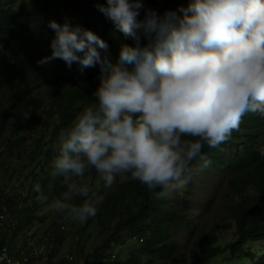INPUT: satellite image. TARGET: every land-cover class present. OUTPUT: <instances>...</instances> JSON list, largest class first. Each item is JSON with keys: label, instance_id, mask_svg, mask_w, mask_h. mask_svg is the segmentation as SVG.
Returning a JSON list of instances; mask_svg holds the SVG:
<instances>
[{"label": "clouds", "instance_id": "obj_1", "mask_svg": "<svg viewBox=\"0 0 264 264\" xmlns=\"http://www.w3.org/2000/svg\"><path fill=\"white\" fill-rule=\"evenodd\" d=\"M96 8L135 42L121 46L117 63L111 62L108 43L96 33L54 20L48 25L55 32L51 44L46 31L48 54L43 49L36 60L40 67H55L54 74L40 76L47 83L54 82L57 65L79 76L99 66L96 102L60 131L59 155L50 172L53 180L62 178L67 186L50 208L80 224L95 218L103 202L84 183L91 169L102 176L106 188L118 176L130 174L147 187L152 198L161 199L184 188L198 163L199 174L202 167H211L203 154L205 144L217 148L227 142L249 112L264 117V0H189L187 8L179 9L182 16L166 12L163 18L146 9L145 0H106ZM142 11L145 16L140 20ZM74 63L80 73L72 71ZM219 151L221 164L215 170L236 175L227 169L234 163L236 148ZM191 189L190 180L185 199ZM33 190L39 194L38 202L48 201L40 184ZM247 192L255 194L251 189ZM76 197L84 202L71 203ZM180 198L171 202L176 213L181 209L176 208ZM192 198L197 201L196 195ZM232 201L230 195L229 204ZM186 217L191 219L189 213H178L174 225L181 222L186 230ZM196 227L193 221L187 232ZM234 241H220L219 247L229 252L228 245ZM131 242L142 246L145 238L136 234ZM212 254L204 264L242 262V256L225 257L214 249Z\"/></svg>", "mask_w": 264, "mask_h": 264}, {"label": "trees", "instance_id": "obj_2", "mask_svg": "<svg viewBox=\"0 0 264 264\" xmlns=\"http://www.w3.org/2000/svg\"><path fill=\"white\" fill-rule=\"evenodd\" d=\"M97 3L104 4L106 0H10L7 3L0 0V205L7 208L8 217L15 221V225H10V221L6 220L9 235L20 232L18 223L25 233L26 221L15 209L24 202L26 195L31 194L36 184H40L42 191L48 192L50 197L61 198L67 190L62 178L53 180L50 176L53 161L59 155L58 135L73 123L85 107L93 106L96 102L93 93L100 85L99 66L89 74L79 76L56 64L58 70L54 82L43 81L42 77L55 71L53 65L44 68L36 62L43 53L46 31L50 44L55 37L49 22L54 20L63 25L61 16L66 14L73 27L82 26L93 31L108 43V55L113 64L118 62L122 45L134 46L131 38L117 31L112 22L97 10ZM188 3L189 0H145V7L163 18L166 12L182 16L179 9L187 8ZM23 7L30 19L22 24L19 17L25 14ZM144 16L142 11L138 19L143 20ZM38 23L46 27L44 40L31 30L32 25ZM142 44H147L143 36ZM206 147L203 154L214 166L221 164L219 150L223 147L236 148L234 163L227 167L236 174L228 179V186L231 187L228 194L233 199L229 205V217L237 229V238L228 245L229 252L219 247L220 242L215 237L206 244V237L202 236L196 240L192 256L185 258L184 253H177L176 243L170 239V232L165 226L169 223L172 230L178 219L171 203L173 199L152 198L147 187L132 180L130 174H126L120 182L115 181L114 188L106 192L100 189L98 193L94 182L85 183L87 176L99 180V173L93 168L85 173L84 183L91 192L103 197L97 216L75 226L67 213L60 215L55 212L38 242L30 238L35 245H46L47 256L41 264H141L133 257L126 263L114 256L115 245L127 233L147 238L146 245L141 246L142 253L150 258L157 253V264H204L213 255V249L225 257L242 256L239 264H264V250H260L262 255L254 262L255 253H250V248L245 249L248 239H253L250 242L264 240V117L249 112L243 117L239 131H233L227 142L217 148L205 144ZM195 160L203 163L199 158ZM248 189L255 194L249 195ZM49 199L43 204H50L52 201ZM193 200L191 194L187 199L181 197L176 208L190 206ZM36 202L32 198V204ZM83 202L82 197L71 201L76 205ZM94 223L100 225L98 235L101 239L94 245V251L89 253L85 244L89 240L92 243L95 238L92 240L85 232ZM67 224L69 229H65ZM186 224V231H189L193 221L186 217ZM31 226L29 223L28 227ZM68 236L72 237L71 241H76L70 244L71 252L67 253L73 261L62 252V245ZM156 237L161 239L158 241ZM3 238L0 244H5ZM21 241H25L27 246L26 238ZM233 261L231 259L230 263ZM150 262H154V258Z\"/></svg>", "mask_w": 264, "mask_h": 264}, {"label": "rangeland", "instance_id": "obj_3", "mask_svg": "<svg viewBox=\"0 0 264 264\" xmlns=\"http://www.w3.org/2000/svg\"><path fill=\"white\" fill-rule=\"evenodd\" d=\"M4 3L9 2L10 0H2ZM15 9H18V5L15 6ZM23 11H25V7H23ZM25 14L20 18L19 21L22 22L29 20L30 15ZM61 20L63 24L67 21L69 22V18L66 14H63L61 16ZM32 32L37 35L39 38L44 40L45 37V31L46 27L43 24H33L31 28ZM45 53L48 54L49 46L44 43ZM72 71H79V65L73 64L72 65ZM80 73V71H79ZM87 74V70H85L84 74ZM81 76H83L80 73ZM40 89V88H39ZM47 102V100H46ZM227 152L223 150L222 156H226ZM214 154L212 155V157ZM193 173L192 177L188 176V182L186 186L178 191H175L173 193L167 194L163 197V199L167 200L169 199H176L180 197H185L186 192L188 189V184L190 180L192 181V189H191V196L194 197L196 195L197 201H193L190 209L189 208H181L179 209L178 213H181L183 215H187L189 213L191 219L196 222L197 227L192 230L191 233H188L184 229V225L179 222L177 225H174L172 230L169 225V223H165V226L167 227V232H170V239L176 241L178 251L181 253H184L185 258H190L193 254L194 246L196 240L200 239L202 236H205L206 238V244H208L213 237L217 239V242L229 243L236 239V226L232 219H229V202H230V194L231 193V187L228 186V179L232 177V173H223L221 170L216 171L215 166L204 168L202 167V172L199 174V166L195 165L193 167ZM214 170L216 172H214ZM126 175V174H125ZM125 175L118 176L116 178V181L120 182ZM99 180L97 179H91L90 176H87V181L85 183L94 182V185L98 188L97 191L100 189L106 192L108 189L114 188V184L110 188L105 187V182L102 178V176L99 174ZM97 177V176H96ZM29 183V182H28ZM124 184V183H121ZM66 191V190H65ZM99 191L98 193H100ZM98 193L97 196H98ZM44 194L48 197L50 201H54L58 198L56 197H50V194L48 192H44ZM38 193L34 192V190L31 191V194L29 196H25L24 202L21 203V200L19 198L18 202L21 203L20 205L16 206V213L21 214L24 221H26L25 224V233L22 232V228L20 227L19 223L18 226L20 228V232L13 235H9V229L6 228L0 233V240L3 241L5 239V244H10V246H14L18 244L19 242H22L21 240L27 239V236L31 235V239L38 242L37 240L44 234L43 232L48 227L51 220L54 218L55 211H53L50 208V204L46 205L36 202L32 204V198L36 199V196ZM62 198V196H61ZM48 202V201H47ZM60 215L62 213H59ZM66 214V213H64ZM31 223L32 226L28 227V224ZM75 226L79 225L78 222H73ZM70 225H66L65 229H69ZM100 229V225L97 223L92 224L88 230L85 232L88 235L91 236V239L93 242L91 243L90 240L86 242L85 248L86 251L93 252L94 251V245H97V242L101 239V237L98 235V231ZM28 232V233H27ZM123 238L121 241L115 245L114 251L116 252L118 259L122 262L129 263L130 258L133 257L137 261H141V264H157L158 262V254L155 253L153 257L146 256V253H142L141 245L139 244H133L131 242L132 234L127 233L125 235H122ZM145 243L142 246L146 245ZM157 238V237H156ZM72 237L68 236L65 238V243L62 245V252L63 254L70 253L69 249L71 248V243H74L76 241H71ZM158 241L161 238H157ZM253 240V239H251ZM255 240V238H254ZM10 243H6V242ZM27 241V240H26ZM157 241V240H156ZM157 241V242H158ZM25 242V241H24ZM28 247V245L26 246ZM248 247L250 248V253L254 252L257 257H261L262 252L260 250H264V241H258V242H248ZM150 258V259H149ZM154 258V262H150V260ZM149 260V261H148ZM148 261V262H146ZM256 262L257 260H253Z\"/></svg>", "mask_w": 264, "mask_h": 264}, {"label": "built area", "instance_id": "obj_4", "mask_svg": "<svg viewBox=\"0 0 264 264\" xmlns=\"http://www.w3.org/2000/svg\"><path fill=\"white\" fill-rule=\"evenodd\" d=\"M9 212L4 205H0V233L9 225L6 222L8 219L10 225H15L13 218L8 217ZM28 233V232H27ZM29 237V238H28ZM31 235L27 236V245L24 241L19 242L13 247L6 244H0V264H41L42 260L47 256V248L44 243L34 244L30 242ZM70 261L73 257L70 254L65 255Z\"/></svg>", "mask_w": 264, "mask_h": 264}, {"label": "crops", "instance_id": "obj_5", "mask_svg": "<svg viewBox=\"0 0 264 264\" xmlns=\"http://www.w3.org/2000/svg\"><path fill=\"white\" fill-rule=\"evenodd\" d=\"M1 241V240H0Z\"/></svg>", "mask_w": 264, "mask_h": 264}]
</instances>
